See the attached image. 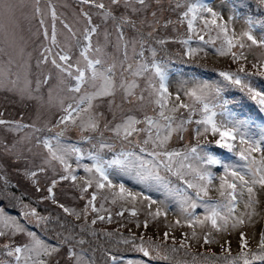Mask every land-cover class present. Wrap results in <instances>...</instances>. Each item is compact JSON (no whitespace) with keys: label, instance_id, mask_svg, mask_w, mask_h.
<instances>
[{"label":"snow or ice","instance_id":"1","mask_svg":"<svg viewBox=\"0 0 264 264\" xmlns=\"http://www.w3.org/2000/svg\"><path fill=\"white\" fill-rule=\"evenodd\" d=\"M78 2L96 11L81 9V15L86 24L79 35L70 25L61 20L71 39L75 41L76 53H74L70 41L66 40L62 46L57 38L55 22L59 17L50 3L48 13L52 20L51 33L46 24V13L41 7V0H0V33L6 40H23L22 36H18L17 30L20 28L21 19L29 18V9H31L32 17H38L39 24V28L33 35L37 38L43 36L44 40L48 41L47 44L41 42L39 46L36 57L35 88L31 86L32 81L29 79L32 56L31 53L25 56L24 47L21 46L19 54L22 62H16L10 54L6 66L0 59V89L19 94L22 101L36 100L38 103H43V97L35 93L40 91L42 85H50L55 78L57 87L68 93L67 96L58 98V106L62 114L54 124L49 122L42 127H37L35 122L6 120L3 118V113H0V130L5 133L0 136V173H3L0 174V182H2L0 197L8 200L12 207L16 206V201L19 199L15 193L9 191V181L3 168V165L7 164L14 168L18 175L31 179L36 192L43 193L37 198V203L50 200L64 213L74 216L77 220L83 217L86 222L90 209L91 212L97 213L96 218L91 220L92 225H95L97 220L106 219L108 223H111L110 213L107 216L99 214L101 210H104V205L101 204L99 209L96 207L94 203L97 200L96 191L91 193L84 208L77 212L59 203L54 189L61 181L70 180L71 187H78L80 198L84 199V194L88 193L93 185L97 191L117 187L110 176L118 170L134 173L140 183L148 187L155 186L157 190H163L167 196L172 197L178 203L179 213L183 215L188 227L194 228L197 224L203 225L205 221H210L212 229L227 232L229 225L235 229L243 226L245 220L251 222L255 214L253 206L259 204L256 198L257 185L259 190H264V150L261 148L260 141L245 140L246 133L240 131L241 127L246 129L249 126V120L238 118L235 114L227 112L231 127L225 123L218 124L215 119V106L207 102L209 94L213 93L220 99L219 107L225 108L226 111V106L230 102L220 96L223 89L219 85L202 82L197 88L185 93L202 106L199 109L201 118L195 120L197 126H202L195 129L196 143H187L182 150L169 149L168 144L174 133L178 134L179 140L186 138L184 134L188 131L192 116L197 109L184 103L173 104L171 108H166L172 94L165 83L167 80L165 69L157 61L158 49L153 44L163 46L167 42L165 39L154 37L158 28H167L173 23H183V19L175 22L164 19V12H175L186 7L187 10L181 15L187 18L190 13L192 14L191 19L187 20L188 32L196 31L194 21L197 19V13L209 14L210 20L204 15L200 17L203 20L201 31L206 29L211 33L215 28L216 36L215 38L210 36L208 40H205L204 35H199L198 38L206 44L214 45L215 40L222 37L223 43L216 48L217 53L221 56L231 53L234 61L246 60L243 53L237 55L232 50L237 46L240 49L252 46L264 47V38L257 39L253 31V26L258 23L264 24V20H253L247 17L248 28L237 38L234 31L232 35H229L226 24L218 23L219 14L211 7L200 3H189L188 0H167V8L165 0H107V2L78 0ZM255 2L258 7L264 8V0H255ZM94 16L100 17V23H94ZM145 27L150 28L151 31L145 32ZM244 38L251 43L246 44ZM191 39L192 36H188L182 43L187 44ZM109 47L112 48V52L107 51ZM54 49L58 50L54 51ZM196 51L197 49L189 48L186 54L191 55ZM4 52L5 50L0 48V54ZM146 53H150L151 56L149 57ZM14 63L18 69L16 73H13L11 68ZM49 63L55 70V77L51 71L47 73L43 71V66ZM253 67L257 65L254 64ZM21 72L24 74L23 87L20 86ZM238 73H243L245 79H242ZM257 74L264 75V72ZM12 75L16 78L11 79ZM219 75L230 85L237 86L240 91L245 92L250 99L256 101L260 110L264 111V94L246 83V78L251 74L245 71L243 64L238 67L237 72L221 71ZM138 77L144 79L143 87L139 84ZM118 93L120 103L116 101ZM145 93L148 97H156L154 104L159 106V111L155 116L143 111ZM175 99L180 100L179 94ZM52 100L50 90L48 103ZM124 104H139V107L129 108L128 114H125ZM102 107H106L107 112L111 114V120L107 118L104 111H100ZM180 108L189 109L186 118L182 113L179 116L176 115ZM117 110L121 113L119 122H117ZM134 112H142V118L132 114ZM138 125H144V127H138ZM23 129L29 130L25 136L11 140L8 138L12 132ZM71 131L76 132L77 139L87 142L89 147L84 149L75 143H66L65 141L69 139L68 133ZM209 132L214 137L218 134L219 138L215 140V143L220 148L235 152L245 163L224 164L215 155L206 151L199 138L206 136ZM106 133L112 135L106 137ZM141 134H143L142 139ZM237 134L240 136L241 145L247 144L246 148L241 147L237 150L233 143ZM261 139L264 140V137ZM33 140L36 147L46 150L41 163L35 167L31 166L33 161L18 148V145L24 141L31 143ZM208 142L204 141L205 144ZM118 145L119 150H117ZM130 145L134 148H129ZM105 150L114 155L110 159H105ZM27 152L31 154L32 148L28 147ZM141 153H147L151 159H145ZM253 153H260L259 158ZM85 156L92 162L91 164L81 163ZM57 164L62 170L58 174L59 178H52L42 187L35 178L38 174H46L49 168L56 173ZM205 165H222L223 175L215 176ZM79 169L83 170L84 176H78ZM169 175L182 181L186 187L174 184ZM215 179L220 182L217 190L222 199L214 201L209 193L215 187L213 184ZM77 181L80 183L77 184ZM118 188L121 199L124 198L125 193L133 200L137 198L123 184L118 185ZM245 196H247L246 200ZM144 199L149 198L144 197ZM20 203L24 209L22 213L24 220L29 224L35 223L45 233L50 232L56 244L53 245L41 239L16 217L8 215L4 208H0V238L8 237L11 241L17 233H23L29 238L23 246H16L14 242L0 245V255L6 254L7 258H14L15 264H98L95 254L99 249L92 248L93 242L86 239V235L96 237L95 230H89L85 225H80L79 231H76V226L69 227L66 222L61 221L59 216L42 215L31 203L24 204L22 200ZM111 203H117L116 194H112ZM240 203H243L244 209H251V211H245L237 216L236 209ZM153 204H159V207L154 213L150 211L149 215L153 218L166 215L165 201L150 200L149 208ZM198 207L205 209L204 220L194 214V210ZM123 214V211L116 213L118 216ZM131 215H137L134 209ZM176 223L179 224L180 221L177 220ZM143 227H148L147 220ZM104 235L109 238L116 236L113 232H107ZM164 236L167 237L168 233L165 232ZM138 240L139 243H137ZM239 240L241 249H246L248 240L244 232H240ZM212 242L214 241L210 240L208 235L204 236L205 244ZM120 243L127 245L128 250L140 252L144 257L152 259L169 260L171 257L168 252L177 251L176 248H165L161 251L160 245H153L151 240L144 242L143 237H137L134 234L129 237L118 236L116 244ZM226 243L230 251L231 242ZM181 247L185 245L181 244ZM89 252L92 254L89 255ZM238 258L243 260V264L264 261V231L260 233L258 251H241ZM120 259L118 254L105 249L104 264H118ZM0 264H13V260L0 258ZM127 264H134V262L129 260Z\"/></svg>","mask_w":264,"mask_h":264},{"label":"rangeland","instance_id":"2","mask_svg":"<svg viewBox=\"0 0 264 264\" xmlns=\"http://www.w3.org/2000/svg\"><path fill=\"white\" fill-rule=\"evenodd\" d=\"M211 0H188L189 3H200L203 5H207L213 9V11L219 14L218 23H224L227 25L229 29V35L235 32V37L239 38L241 33L246 31L248 25L246 24V18L251 17L253 20H264V8L258 7L255 0H214L210 3ZM107 2V0H104ZM54 6L55 11L59 19L55 22V26L57 29V38L60 44L63 46L65 41H70L73 45V52L76 53L75 49V41L71 39L68 30L64 28L61 20L70 25L74 31L77 32V35L82 32L86 21L84 17L81 15V9L84 11H92L95 12L96 9L89 8L88 5H82L78 2V0H41V7L45 10L46 13V24L49 28V33H51L52 20L50 14L48 13V4ZM165 7L167 8V0H165ZM187 8H181L178 11H165L163 14L164 19H171L173 22L178 19H183L182 24L173 23L169 25L167 28L160 27L154 33V37L158 39H165L167 42L165 45L161 46L158 44H153L154 47L158 49L157 61L161 63L162 67H164L167 80L165 83L168 85L169 92L172 94L168 99L166 108H171L173 104L184 103L188 104L197 109V112L192 116V123L188 127V131L184 134L185 139L179 140L178 134L174 133L172 139L169 141L168 147L169 149H183L184 145L187 143L195 144V129L197 126L195 124L196 119L201 118V113L199 109L202 107L199 103H196L191 97L187 96L185 93L193 88H197L202 82H207L209 84L219 85L223 91L220 93V96L224 100H228L230 103L225 108L219 107L220 99L216 98L213 93L209 94L208 103L214 105V111L216 112V122L218 124L225 123L231 127L230 117L227 112L235 114L238 118H244L249 120V126L245 129L241 127L240 131L246 133L245 140H257L261 142V148L264 150V140L261 138L264 137V131L261 130V122L256 117H250L249 114L244 113V109H247V106H254V100L250 101L249 96L240 91L237 86H232L229 82L225 81L223 77L219 75L221 71L228 72H237L238 67L243 64L245 67V71L250 73L246 78V83L253 86L257 91H260L261 94H264V75H259L257 73L264 72V47L252 46L245 47L244 49H240L239 46L234 48L232 51L236 52L237 55L243 53L246 60L241 59L239 61H234L231 53H227L224 56H221L216 52V48L220 47L223 43V39H216L215 44H206L201 41L198 36L204 35L205 40H208L211 36L215 38L216 29L213 28L211 33L208 30L203 29V20L200 18L201 15H204L206 19H211L209 14L197 13V19L194 21L195 32H188L187 30V21L186 19H191V13L189 17L183 18L182 12L186 11ZM238 10L247 13V17L239 14ZM149 19L151 17L149 16ZM94 23H100V17H93ZM39 28L38 17H32V10L29 9V18L21 19L20 28L18 31V36H22L23 40L20 41L17 39L16 41H12L11 39L6 40L4 35L0 33V48H3L5 52L0 54V59L5 62L9 58V54L16 62H22V57L19 54V47L23 46L25 50V56L27 53H31L32 59L31 63V75L29 79L32 81L31 86L35 88V80H36V57L38 55L39 46L41 42L47 44L48 41L44 40L43 36L37 38V36L33 35ZM144 31H151L150 28L145 27ZM254 35L257 39L264 38V24H255L253 26ZM192 36L191 40H188L187 44L181 43L183 40H186L188 36ZM186 35V36H184ZM184 39H180L183 38ZM95 41V37H94ZM244 42L246 44H250V41H247L244 38ZM189 48L197 49L191 55H187ZM201 49H203L201 51ZM58 49H54L56 51ZM108 52H112V48L109 47L107 49ZM149 57L150 53H146ZM184 57H187L189 62H185L182 60ZM256 64L257 67H253ZM12 72L16 73L18 69L16 68V64L14 63L12 66ZM183 68V70H182ZM43 71L45 73L51 71L53 76L55 77V70L53 66L49 63L43 66ZM242 79H245L243 73H238ZM23 73L21 72V81L20 86L23 87ZM11 79H15V75L10 77ZM158 81V77L155 78ZM141 87L144 86V79L142 77L137 78ZM52 91L53 100L51 103H48L49 91ZM139 91L138 89L136 90ZM36 95H40L43 97V103H38L36 100H21L19 94L9 92L6 90L0 89V113H3V118L6 120H19L24 123H32L35 122L37 127H42L45 124L51 122L54 124L59 116L62 114L60 112L58 106V98L65 97L68 93L63 92L60 88L57 87V81L54 78L50 85H42L40 91L35 93ZM179 94L180 100L176 101L175 97ZM145 101H144V112L148 115H157L159 111V106L154 104V100L156 97H148V94L145 93ZM117 103H120V94H117L116 97ZM139 107V104L128 105L124 104L125 114H128L127 110L129 108L135 109ZM155 108V111L153 109ZM260 110V108L258 107ZM100 111H104L107 118L111 120V114L107 112L106 107H102ZM261 111V110H260ZM189 109L180 108L176 115H180L181 113L186 118L188 116ZM138 118H142V112H134ZM121 113L117 110V122L120 120ZM138 127H144V125H138ZM28 129H23L19 132H12L9 135V139H19L28 132ZM5 135V133L0 130V136ZM87 135V133H85ZM112 135L111 133H106L105 136L108 137ZM69 139H67L66 143H75L77 146L87 149L89 145L87 142H81L77 139V133L71 131L68 133ZM143 138V134H141V139ZM219 136H213L211 132H209L206 136L200 137V141L202 146L206 151L215 155L218 159H220L224 164H236L242 165L245 162L240 160L239 156L235 154L228 157L223 158L222 152L215 147H219L218 144L215 143V140L218 139ZM209 141L208 143H204V141ZM236 145L237 150L241 147L246 148L247 144L241 145L239 134L236 135V140L233 141ZM32 148V153L27 152V148ZM129 148H134V146H128ZM19 149H22L24 155L27 156L30 160L33 161L32 167L35 165H39L44 155H46V150L41 147L35 146V140L31 143L24 141L22 144L18 145ZM119 150V145L117 147ZM138 151V149H135ZM105 159H110L114 153H108L105 150ZM145 157V159H151L147 156V153H141ZM254 156L259 158L260 153H253ZM83 164H91L92 162L85 156V158L81 161ZM75 163L73 161V167L75 168ZM210 171L214 173L215 176L219 177L223 175V167L222 165H205ZM4 173L7 175V179L9 181V191L15 193V195L19 198L16 201V206L12 207L8 200L0 197V208H4L6 213L12 217H16L20 223L24 224L28 230L37 233L41 239L46 242L55 245L56 241L52 239V234L50 232L45 233L41 227H38L35 223H27L23 218V211L21 207L20 201L24 204L31 203L33 207L37 208V211L42 215H52L59 216L62 222H66L69 227L76 226V231H79L80 225H85L89 228V230H95L97 233L96 237H92L91 235H86V239L91 240L92 248H98L99 250L96 252L95 256L98 261V264H104V251L105 249H110L112 253L118 254L120 256V261L118 264H127L129 260L133 261L134 264H190L199 263L198 259H202L204 261L216 260L221 256V260H226L230 255H235L237 252L235 251L236 247L240 245L239 234L240 232L245 233V238L248 240V245H254L257 242L258 236L264 230V190H259V186L257 185V193L256 198L259 200V204L254 205L255 214L253 215L252 221L249 222L245 220L243 226H239L235 229H232L229 225V229L227 232L217 231L212 229L210 221H205L203 225L197 224L194 228L188 227L186 221L184 220L183 215L179 213L178 203L172 198L166 195L163 190H157L155 186L148 187L147 185L140 183L134 173H125L120 171H115L111 174L110 179L113 181V184L117 187L112 189H103L97 191L95 185L88 190V193L84 194V199L80 198V192L78 187H71L72 182L69 181H61L58 186L54 189V193L56 199L59 203H63L65 206L69 208L75 209L77 212H80L81 209L84 208L87 199L90 198L92 192H97V200L94 202L96 207L99 209L100 205H104V210L99 212L100 215L107 216L109 213L112 216V222L108 223L107 219L104 221L97 220L95 225L91 224V220L96 218L97 213L91 212L89 209L87 222L81 217L80 220H77L74 216L66 214L60 209L57 205L52 204L50 200L43 201L42 203H37V198L41 197L43 193L36 192L35 187L32 184V180L28 178H23L21 175H18L16 170L7 164L3 165ZM60 166L56 165V173L52 171L51 168L48 169L46 174H38L35 178L39 181L42 187H44L52 178H59V173L61 172ZM3 174V173H0ZM85 173L82 169L78 170V176H84ZM169 178L173 181L174 184L180 187H186L182 181H178L176 177L170 176ZM230 179V178H229ZM77 184L80 181L76 182ZM219 180L215 179L213 184L214 188L210 190L209 195L213 198V200L222 199L219 195ZM123 184L125 188L132 192L137 196L135 200L124 194V198L121 199L119 197V188L118 185ZM2 185V182H0ZM191 194V190H188ZM112 194H116L117 203H111ZM107 197V199H105ZM144 197H148L149 199H144ZM247 196H245V200ZM150 200L155 201H165L167 204L166 215H160L153 218V216L149 215V212H155L159 204L151 205L149 208ZM199 203V201H198ZM3 205V206H1ZM135 210L137 215L132 216L131 211ZM106 210V211H105ZM118 211H123V216H118L116 213ZM245 211H251V209H244L243 203L237 205L236 215L239 216ZM194 214L200 217L201 220H204L205 217V209L203 207H198L194 210ZM145 220L148 221V227L155 228L159 231L160 239L155 238L150 233L142 236L145 232V227L143 224ZM179 220L180 223L177 224L176 221ZM140 225L139 227L137 225ZM113 232L116 234L113 238H109L104 233ZM167 232L168 236L165 237L164 233ZM195 232V235H193ZM135 235L137 237H143L144 242H148L151 240L153 245H160L161 251L165 248L171 249H183V251H175L168 252L170 257L169 260H160V259H152L151 257H144L142 253L137 251L128 250V246L120 243L116 244V238L118 236L129 237L131 235ZM208 235L210 240L214 242L205 244L204 236ZM28 237L23 233H17L14 237L11 238V241L8 237L0 238V245L5 243L14 242L16 246H23L24 243L28 242ZM230 241V251L229 245L226 243ZM140 241L138 240L137 243ZM181 244H184L185 247H181ZM223 245V247H222ZM87 247V246H85ZM89 255L92 253L89 252ZM126 255V256H123ZM183 257V258H181ZM0 258L4 259H12L13 264L14 258H7L6 254L0 255Z\"/></svg>","mask_w":264,"mask_h":264},{"label":"trees","instance_id":"3","mask_svg":"<svg viewBox=\"0 0 264 264\" xmlns=\"http://www.w3.org/2000/svg\"><path fill=\"white\" fill-rule=\"evenodd\" d=\"M188 19L189 18H187L186 21ZM186 35H184V36H186ZM184 36H183V38H180V39H184ZM187 36H189V35H187ZM182 60H184L185 62H189L187 57H184ZM144 230H145V232L143 234H141L142 236L146 235L147 233H150L155 238L160 239L159 231L156 230V227L153 228V229L150 228V227H147ZM259 239H260V236H258L256 244L248 245V247L246 249H241L240 245H238L236 247V249H235V251L237 253L235 255H230V257H228L226 260H221V256H222V254H221L219 256V258H217L216 260H210L209 262L208 261H204L202 259H198L197 262H199V263H197V264H243V260L238 258L239 254L241 253V251H258ZM177 250L178 251H183V249H181V248L177 249ZM171 258H173V257H171ZM181 258H183V257H181ZM189 263L190 264H196V263H192V262H189ZM253 264H264V261H254Z\"/></svg>","mask_w":264,"mask_h":264}]
</instances>
